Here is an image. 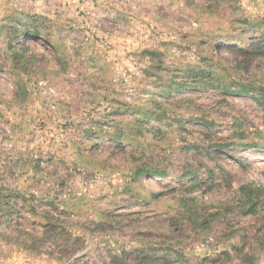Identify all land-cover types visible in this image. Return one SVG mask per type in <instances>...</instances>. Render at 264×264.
<instances>
[{
	"label": "rangeland",
	"instance_id": "rangeland-1",
	"mask_svg": "<svg viewBox=\"0 0 264 264\" xmlns=\"http://www.w3.org/2000/svg\"><path fill=\"white\" fill-rule=\"evenodd\" d=\"M0 264H264V0H0Z\"/></svg>",
	"mask_w": 264,
	"mask_h": 264
},
{
	"label": "trees",
	"instance_id": "trees-1",
	"mask_svg": "<svg viewBox=\"0 0 264 264\" xmlns=\"http://www.w3.org/2000/svg\"><path fill=\"white\" fill-rule=\"evenodd\" d=\"M225 91H228V92H240V93H247L246 91H238V90H231V89H229V88H226L225 89ZM244 186H246V187H244V188H247L248 187V185H244ZM259 188H262V186H258Z\"/></svg>",
	"mask_w": 264,
	"mask_h": 264
}]
</instances>
